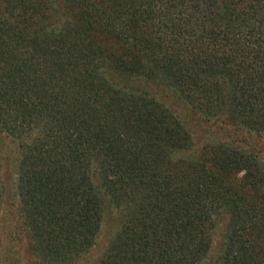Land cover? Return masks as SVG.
<instances>
[{"label": "trees", "instance_id": "16d2710c", "mask_svg": "<svg viewBox=\"0 0 264 264\" xmlns=\"http://www.w3.org/2000/svg\"><path fill=\"white\" fill-rule=\"evenodd\" d=\"M146 80L264 134V0H0V131L19 148L33 256L73 263L109 205L122 217L98 264H203L223 213L213 264H264L260 157L224 141L189 151Z\"/></svg>", "mask_w": 264, "mask_h": 264}, {"label": "rangeland", "instance_id": "374dc122", "mask_svg": "<svg viewBox=\"0 0 264 264\" xmlns=\"http://www.w3.org/2000/svg\"><path fill=\"white\" fill-rule=\"evenodd\" d=\"M150 80L137 82L150 86L152 92L184 121L191 134L192 153L205 144L215 141L232 143L256 152L264 166V134L247 133L236 128L229 119H208L183 103L177 95L160 82L155 86ZM19 155L17 144L0 131V176L4 200L0 210V264H52L36 259L31 252V240L18 213L15 195L16 163ZM122 217V212L106 205L102 228L95 245L71 264H98L103 251ZM228 215L223 213L222 222L214 234L211 253L203 264H213L224 240ZM64 264V263H63Z\"/></svg>", "mask_w": 264, "mask_h": 264}]
</instances>
